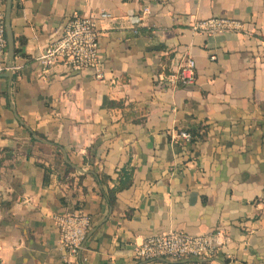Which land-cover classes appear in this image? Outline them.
<instances>
[{
    "label": "crops",
    "instance_id": "0c3cea01",
    "mask_svg": "<svg viewBox=\"0 0 264 264\" xmlns=\"http://www.w3.org/2000/svg\"><path fill=\"white\" fill-rule=\"evenodd\" d=\"M145 5L152 14L138 19ZM103 11L113 17L98 23L102 79L41 64L70 15ZM213 16L240 19L249 33L191 29ZM10 19L0 264H71L54 216L76 209L92 218L84 264H191L135 260L147 236L170 230L221 231L228 240L215 264H264V0H12ZM188 55L195 82L157 88L156 77ZM177 129L199 139L182 146ZM124 168L132 182L111 204Z\"/></svg>",
    "mask_w": 264,
    "mask_h": 264
},
{
    "label": "built area",
    "instance_id": "2783aa9c",
    "mask_svg": "<svg viewBox=\"0 0 264 264\" xmlns=\"http://www.w3.org/2000/svg\"><path fill=\"white\" fill-rule=\"evenodd\" d=\"M152 14L149 5L143 6L138 19H147ZM110 12L103 11L98 15H70L62 32L53 38L39 61L44 67L66 64L75 70L94 69L95 76L102 79L101 61L99 59L100 36L98 23L101 19L112 18ZM194 32L215 35L229 32L249 33L244 21L229 17L213 16L191 22ZM8 52V40L5 24V12L0 9V62L4 63ZM215 58V56H212ZM6 63V62H5ZM196 60L192 55L185 56L173 67L169 74L160 73L156 77L157 88L189 85L196 80ZM7 64L5 69H7ZM1 70V69H0ZM199 135L186 129L174 131L173 140L180 145L188 146ZM56 227L60 232L61 243L67 251V261L71 264H84V244L91 227L92 218L80 210H70L54 216ZM228 240L221 231L206 234H189L177 230L154 233L147 236L135 249L137 262L159 260L187 259L191 264H215L213 256L224 242Z\"/></svg>",
    "mask_w": 264,
    "mask_h": 264
},
{
    "label": "water",
    "instance_id": "95a60500",
    "mask_svg": "<svg viewBox=\"0 0 264 264\" xmlns=\"http://www.w3.org/2000/svg\"><path fill=\"white\" fill-rule=\"evenodd\" d=\"M11 2L12 0H7L6 14H5V24L8 40V52L6 57L7 70L4 73H0V76L10 78V82L13 79V63L12 61L15 58V39L11 26L10 12H11Z\"/></svg>",
    "mask_w": 264,
    "mask_h": 264
},
{
    "label": "trees",
    "instance_id": "16d2710c",
    "mask_svg": "<svg viewBox=\"0 0 264 264\" xmlns=\"http://www.w3.org/2000/svg\"><path fill=\"white\" fill-rule=\"evenodd\" d=\"M0 153H1V150H0ZM66 174H67V172H66ZM132 174H133V170L132 169H130V168L122 169V171H121V179L122 180L120 181L119 185L116 188L112 189L111 192H110L111 195L109 196V198H110V203L111 204H113L114 201H115L116 193L118 191L122 190V189L127 188L131 184V182H132Z\"/></svg>",
    "mask_w": 264,
    "mask_h": 264
}]
</instances>
